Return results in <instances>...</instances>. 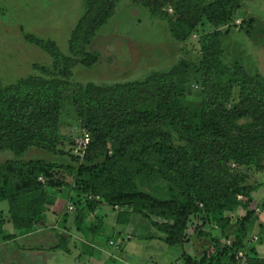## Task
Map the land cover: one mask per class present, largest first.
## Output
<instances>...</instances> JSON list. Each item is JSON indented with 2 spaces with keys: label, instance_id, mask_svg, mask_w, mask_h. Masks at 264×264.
<instances>
[{
  "label": "trees",
  "instance_id": "trees-1",
  "mask_svg": "<svg viewBox=\"0 0 264 264\" xmlns=\"http://www.w3.org/2000/svg\"><path fill=\"white\" fill-rule=\"evenodd\" d=\"M120 1H87L70 34V56L55 41L27 36L52 65H35L37 74L0 87V153L16 155L0 164V242L38 231L68 189L76 197L75 227L92 243L118 206L113 231L140 219L161 233L158 239L183 248L181 264H264L258 251L264 200L255 198L259 187L250 186L240 169H264V76L239 61L226 62L223 49V28L234 20L239 0H131L167 19L178 42L206 24L213 28L201 37L198 89L186 60L144 80L74 86L76 63L92 68L100 61L91 46ZM68 107L90 136L82 163L20 158L30 147L57 152ZM255 228L257 241L249 236ZM192 234L210 242L202 256L184 250ZM71 237L60 235L49 250L71 254ZM91 249L82 254L91 257L94 244Z\"/></svg>",
  "mask_w": 264,
  "mask_h": 264
},
{
  "label": "rangeland",
  "instance_id": "rangeland-1",
  "mask_svg": "<svg viewBox=\"0 0 264 264\" xmlns=\"http://www.w3.org/2000/svg\"><path fill=\"white\" fill-rule=\"evenodd\" d=\"M87 1L0 0V87L16 84L22 78L37 74L35 65H52L50 55L29 41L27 36L55 41L61 51L70 56L68 45L70 34L84 14ZM168 13H172L171 8L168 9ZM212 30L213 28L206 24L199 33L193 34L188 41L181 43L173 38L169 22L162 15L154 17L149 10L131 0H122L117 6L115 16L99 31L91 46V51L100 52V61L92 68L76 63L71 83L74 86L88 83L115 85L144 80L151 73L167 72L181 60H186L191 64L189 75L192 87L198 89L195 70L201 57V37L205 32ZM223 31H228L223 41L225 61L228 63L239 61L250 72H260L264 76V0H239L234 20L224 27ZM74 88L71 87V91ZM62 124L63 138L57 152L30 147L20 158L41 159L78 167L85 155L78 149L79 143L88 132L81 129L80 122L69 107L63 112ZM175 139L179 140L177 135ZM15 158L16 155L12 151H3L0 153V164ZM240 169L250 186L259 187L253 195L262 203L264 169L258 171L254 167L244 166ZM63 179L68 183L72 182L71 177L66 176ZM74 196L75 194H70L68 189L63 190L57 197L54 207L48 211L47 221L39 226L41 229L44 226L47 228L43 233L47 232L52 243H58L57 232L64 238L68 234H73L68 238L70 240L68 247L75 250L74 254L58 250L54 264L79 262L83 264L88 257L82 252L85 250L87 254L92 251V241L82 236L75 227L76 210H69V206L73 205L72 201L76 200ZM239 199H242V196ZM3 205L7 207V203ZM115 209L96 235V240L100 242L97 247L100 249H96L95 258L102 260L101 264L182 263L180 259H183V248L169 246L158 239L156 236H162L161 233L152 226H141L140 219H136L137 221L129 226L117 227L113 231L112 228H116L117 215L122 208L116 206ZM239 214L243 216L245 213L240 211ZM260 221L264 223V216H260ZM254 232L252 231L249 236L257 241L255 237L258 229L255 228ZM124 233L131 238L124 239ZM150 235H155L156 238H150ZM191 237L184 248L185 252L194 257L202 256L210 247L209 240H201L194 234ZM109 239L116 243L115 247L107 244ZM118 244L120 250H117ZM11 245L16 246L14 243ZM13 249L14 247L9 251L11 254ZM258 251L260 253L261 250ZM52 260H49V264Z\"/></svg>",
  "mask_w": 264,
  "mask_h": 264
},
{
  "label": "crops",
  "instance_id": "crops-1",
  "mask_svg": "<svg viewBox=\"0 0 264 264\" xmlns=\"http://www.w3.org/2000/svg\"><path fill=\"white\" fill-rule=\"evenodd\" d=\"M262 216H264V212L262 213ZM41 228H39L35 233L29 234L27 236L18 237L17 239L8 242H0V264H4L5 262L9 264H49V260L51 259H53L51 264H54L53 261L56 259L55 256L57 253L56 251H50L49 248L59 244L60 238L58 243H52V241H50L51 237L47 234V232L43 233V230L45 231L47 228L45 226L43 229ZM60 235L62 236V234H59V232L56 233V237ZM66 237H68V235H66ZM12 243H14L16 246H13L14 249L12 250L13 253L11 254L9 251L11 248H13L11 245ZM99 243V241L95 240L92 245L94 244L96 249H100L97 247V244ZM263 248V245L258 247V250H261L259 254L262 257H264ZM74 252L75 250H72L73 254ZM96 252L97 250L94 251V255L92 254L91 257H88L83 262V264H101L102 260L95 258ZM101 255L102 252L100 253V256ZM27 260L29 263H25ZM78 264H81V262Z\"/></svg>",
  "mask_w": 264,
  "mask_h": 264
},
{
  "label": "built area",
  "instance_id": "built-area-1",
  "mask_svg": "<svg viewBox=\"0 0 264 264\" xmlns=\"http://www.w3.org/2000/svg\"><path fill=\"white\" fill-rule=\"evenodd\" d=\"M89 143H90V136H89L88 134H85L84 137L82 138L81 142L79 143V147H78V149H79L80 151H82L83 154H84V153L86 152V149H87ZM40 180H42V178H40ZM97 199H99V197H98ZM69 210H70V211H73V210H74V206H73V205L69 206ZM129 238H130V237H129ZM124 239H125V238H124ZM124 239H123V240H124ZM120 240H121V239H120ZM120 240H119V241H120ZM110 245H111V246H115L116 243H115L114 241H111V242H110ZM118 245H120V244H118ZM118 245H117V246H118ZM239 256L242 257L243 254L240 253Z\"/></svg>",
  "mask_w": 264,
  "mask_h": 264
}]
</instances>
